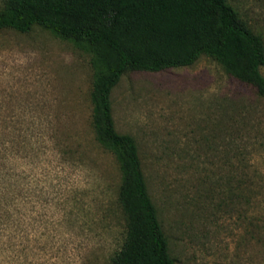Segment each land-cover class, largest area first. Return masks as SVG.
I'll return each instance as SVG.
<instances>
[{
  "label": "rangeland",
  "instance_id": "1",
  "mask_svg": "<svg viewBox=\"0 0 264 264\" xmlns=\"http://www.w3.org/2000/svg\"><path fill=\"white\" fill-rule=\"evenodd\" d=\"M227 2L264 44V0ZM92 82L90 57L73 42L40 26L0 30L3 192L20 220H35L0 238V264H108L119 249L120 173L92 128ZM110 105L116 131L136 142L174 264H264V240L244 237L226 199L242 177L263 226L264 98L201 57L125 72Z\"/></svg>",
  "mask_w": 264,
  "mask_h": 264
},
{
  "label": "trees",
  "instance_id": "2",
  "mask_svg": "<svg viewBox=\"0 0 264 264\" xmlns=\"http://www.w3.org/2000/svg\"><path fill=\"white\" fill-rule=\"evenodd\" d=\"M35 26L73 42L90 57L92 128L100 146L114 156L120 173L116 205L123 239L108 264H174L147 191L136 142L115 129L111 91L127 71L157 73L209 57L264 98L261 37L227 0L4 1L0 30L28 33ZM3 159L0 155V238L6 234L11 238L24 232L25 226L35 229V220L25 224L26 219H19L23 215L17 199L5 198ZM255 197V190L242 177L227 189L229 206L245 225L244 237L259 236L263 241L264 224L260 226L251 210Z\"/></svg>",
  "mask_w": 264,
  "mask_h": 264
}]
</instances>
